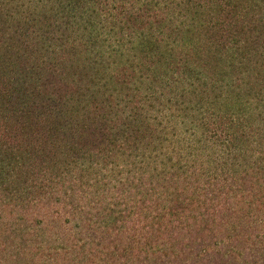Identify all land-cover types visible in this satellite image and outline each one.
<instances>
[{
    "label": "trees",
    "instance_id": "obj_1",
    "mask_svg": "<svg viewBox=\"0 0 264 264\" xmlns=\"http://www.w3.org/2000/svg\"><path fill=\"white\" fill-rule=\"evenodd\" d=\"M50 1L0 0L1 257L12 264H264V0H79L73 47L51 28ZM129 19L162 25L133 43L147 59L169 53L201 77L226 64L233 81L212 90L226 92L232 106L247 97L244 123L232 119L226 138L204 131L162 153L161 130L136 95L124 96L128 68L113 71L93 54L105 53L99 44L109 34L115 43L105 50L124 56L116 30ZM165 26L180 35L179 53L143 48L166 41ZM68 53L83 59L69 65ZM195 56L204 65H193ZM160 62L149 68L167 70ZM160 77L149 80L150 103ZM67 166L76 175L68 193ZM58 193L66 196L57 218L79 230L64 233L69 245L51 255L49 203Z\"/></svg>",
    "mask_w": 264,
    "mask_h": 264
},
{
    "label": "rangeland",
    "instance_id": "obj_2",
    "mask_svg": "<svg viewBox=\"0 0 264 264\" xmlns=\"http://www.w3.org/2000/svg\"><path fill=\"white\" fill-rule=\"evenodd\" d=\"M31 1L32 0H18L20 4L22 3L21 5L25 4L26 7ZM48 4L55 5V9L50 13V19L52 20L51 28L64 31V42H68L66 46L73 47L72 43L74 39L79 40V27L74 23L75 17L79 15V0H51ZM161 27L157 23H155L152 28L151 23L146 25V23L139 24L132 19H129V21L125 20L123 25L124 31L122 32V27H118L116 30L117 39L120 44H123L125 55L110 56L108 54V51L105 49L112 47V41L115 43L114 37H112L111 40L109 34L108 38L110 42L99 44V47L104 49L103 51H105V53L100 54L101 51L96 50V53L93 54L97 57L104 56L108 63H111L113 71L120 70L117 68L118 66L120 68L125 66L128 68V72L122 74L124 77H129L128 79L131 81L129 87L126 88L124 92V96L126 94L136 95L135 100H137V102H139L144 108V116L147 118L149 117L157 124V127L155 128L161 130V134H157V147L162 153L167 151L174 152L176 146L186 139L198 140L203 136L202 133H204V131V134L208 137L218 133L220 138H226L235 128L231 126L232 119H234L235 124L241 119L240 123L243 124V117H245V119L248 118L247 104H243L244 101L247 100V97L242 98L240 101L235 99V105L232 106L226 97V92L222 93L220 91L212 90L222 88L226 86L229 81H233L234 77H231L228 74L229 71L227 70L226 64L217 66L216 68L205 69L202 78L198 73V70H195L194 73L191 74L186 71L183 66L174 64L176 59L174 56L170 57L169 53L167 56L160 55L161 58L153 56L152 58H148V60L143 56L141 51L133 50V43L136 42L140 32H149L151 29L154 33L156 31L160 32L161 29H163ZM164 29L167 33L164 35L166 41H163L159 47L143 48H146L147 50L155 49L156 53L158 51H168V49L172 50L174 53V50H176V53L178 54L180 47H176L175 42L180 39V35L179 37L175 34L171 35V27L168 28L165 26ZM161 35L162 34H160V36ZM182 35L183 33H181V37ZM61 38L62 37H60V39ZM108 38L106 36L105 41H108ZM68 39L70 40L66 41ZM167 45L169 46L166 47ZM69 49L71 48H68V50ZM79 57L83 59L79 53L78 55L68 53L66 56L69 65H73L76 61H79ZM165 59H168L167 63L164 62ZM160 60H162V62H160ZM143 61L144 63H142ZM80 62L81 61H79V63ZM159 62L168 66L167 70L160 69L155 72L149 68L151 65L159 64ZM192 62H194L193 65H196L197 63L204 65L202 63L203 60L198 56H195ZM133 67H137L139 70L133 73ZM193 67L194 66H192L191 69ZM155 76L163 77H160V79L154 83V86L158 89V93L157 98L153 99L152 103H150L149 100H146V95L151 93L149 90V87L151 86L149 80L154 79ZM180 76H182V79L178 82ZM140 81L145 83L141 85ZM246 81L247 78H243L237 80L233 84L234 86H232V89H234V95L240 93L242 87H245L242 85H245ZM205 82H208V84L206 85ZM191 83H195L196 93H198V95L191 91L194 89V86H192ZM110 85L113 86L114 84L112 83ZM214 85H219V87L214 88ZM137 88H141V92H138ZM206 88L207 91L204 92L203 90ZM139 94L140 97L138 96ZM77 153L79 154V152ZM134 153L137 152L135 151ZM142 153L143 150L137 155ZM139 159H142V156H140ZM72 167L73 166H67L65 169H62L61 183L65 185V187L63 186V192L66 193L70 191L71 183H75L74 176L76 175ZM127 168H125V170H127ZM132 171H134V168ZM59 173L60 170L54 172V174ZM74 189L79 191V186L77 185ZM65 196L66 195H63L62 193L54 194L49 203L51 217L48 218L47 221L49 229L46 231V239L48 240V246L51 247V250H49L50 254L52 253L51 255H55L58 250L64 253L69 245L67 243V236L71 233L72 229L79 230L78 222L64 223L62 219L59 220L57 218L59 215L57 213H62L64 210ZM41 226V221L35 224L37 229H40ZM64 233H67V236H64ZM41 237L42 234L38 236V238ZM0 263L12 264V262H9V257L6 256L0 258Z\"/></svg>",
    "mask_w": 264,
    "mask_h": 264
}]
</instances>
